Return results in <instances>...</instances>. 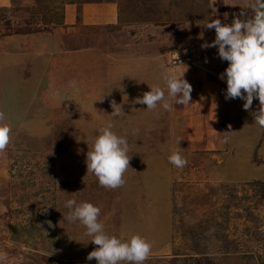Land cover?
<instances>
[{
  "label": "rangeland",
  "instance_id": "rangeland-1",
  "mask_svg": "<svg viewBox=\"0 0 264 264\" xmlns=\"http://www.w3.org/2000/svg\"><path fill=\"white\" fill-rule=\"evenodd\" d=\"M32 1L37 3L26 18L30 11L23 7ZM23 2L0 0V110L7 114L6 123L12 129L11 143L0 153V264H97L95 259L87 260L97 247L92 237L78 220L67 219L70 209L65 203L70 199L98 206V219L109 236L130 239L140 235L149 241L152 250L145 264H206L208 258L214 264H264V164L241 162L248 157L264 158V128L244 110L245 101L226 100L227 82H220V98L208 93L202 103H217L221 129L231 130L232 138L242 141L237 144L240 150L228 147L220 153L207 152L185 143L182 116L194 108L193 103L183 106L174 100L171 111L162 106L148 110L147 105L135 103L151 86L166 88L165 73L179 72L170 62L171 55L136 62L137 70L125 71L116 62L112 77L108 74L102 80L104 71L112 69L100 63L104 56L100 54L107 48L113 50L106 47L105 28L110 26L104 27L102 19L97 20L99 15L92 22L86 18L90 14L79 10L85 2H98L99 13L106 9L110 15L119 14L118 23L134 28L130 31L153 27L169 50L176 46L191 49L193 57L184 73L191 84L194 73L203 71L200 55L214 57L216 71L211 73L215 78L228 67L219 58L218 48H202L216 35L203 25L216 18L231 23L242 9L250 16L247 8L254 0ZM69 4L76 6V13L69 14ZM62 10L67 22L49 24L57 31L31 33L34 38L44 36L36 38L43 46L33 49L36 40L22 34L28 24L43 27L36 15L56 21L55 14L61 16ZM187 13L190 18L184 22ZM68 49L77 53L69 54ZM55 55L62 57L54 60ZM81 55L85 57L82 65L70 64ZM208 87L218 89L213 82ZM194 88L192 102L203 93L199 89L195 95ZM113 100L121 105L118 117L111 115ZM258 103L254 99L252 111ZM238 120L246 121L245 126L239 127ZM108 123L117 135L127 138L132 157L126 183L116 189L100 186L86 165L87 152ZM177 151L187 160L183 168L168 160ZM46 207L50 208L45 213ZM49 220L54 228L46 223Z\"/></svg>",
  "mask_w": 264,
  "mask_h": 264
},
{
  "label": "clouds",
  "instance_id": "clouds-1",
  "mask_svg": "<svg viewBox=\"0 0 264 264\" xmlns=\"http://www.w3.org/2000/svg\"><path fill=\"white\" fill-rule=\"evenodd\" d=\"M248 9L251 10L250 16L242 9L231 23H222L216 18L204 24L207 30L214 29L216 35L211 43L202 44V48H218L219 58L228 62V67L219 77L221 80L226 78L225 99L239 98L245 101L244 110L250 111L254 122L264 128V0H254ZM183 77L184 74L177 77L165 73L163 80L166 88L151 86V90L137 97L135 103L147 105L148 110L162 106L165 111L172 110L171 100L183 106L191 104L193 86ZM254 99L259 101L256 111H252ZM111 107L114 110L111 115L118 117L121 105L113 100ZM7 119V114L0 110V153L6 151L12 139V129L6 123ZM113 127L111 123L106 124L86 154L87 172L94 174L100 186L108 189H116L126 183L124 177L131 168L132 158L128 155L127 138L117 135L112 131ZM221 142L227 143V137ZM168 160L177 168L187 165V160L178 151L173 152ZM65 207L70 209L67 219L70 222L78 220L86 228L87 235L92 237L91 242L97 246L88 254V261L95 259L97 264H145L149 258L152 244L142 236L121 239L105 232L103 223L98 219L101 214L98 206L70 199L66 201ZM48 208H43V211L46 213ZM46 223L51 228L55 227L50 220Z\"/></svg>",
  "mask_w": 264,
  "mask_h": 264
},
{
  "label": "crops",
  "instance_id": "crops-1",
  "mask_svg": "<svg viewBox=\"0 0 264 264\" xmlns=\"http://www.w3.org/2000/svg\"><path fill=\"white\" fill-rule=\"evenodd\" d=\"M24 0H21V3L25 4L23 2ZM33 3L27 2V5H24L23 8L27 9L30 11L29 13H27L26 18H30L31 16V7L32 5H35L37 3V1H32ZM29 3V4H28ZM18 4V3H16ZM97 4H100L97 2ZM95 2H85L79 10H82V12L84 13L85 16H87L86 14H90L88 15V19H90L92 22L95 20V18L99 15V17H97L98 19H102V23L104 24V27L106 26H110L109 28H105L107 29L106 31V35L108 37V43H106V47L109 45V47H112L113 50H107L105 52H102V54L100 55H104V56H100V63H104L106 65V69H110L108 72L105 70L102 76V80L105 79L108 74L110 76V78L112 77V72L114 69V64L119 63L120 65H122V69H124L125 71L129 70V69H136V62H143V61H147V60H154L156 61L157 59H159L162 55H172L174 48H171L169 50L168 44L162 45L163 44V38L160 37L161 34H159L157 32V30L153 27H149V28H142L136 30L135 32H132L130 30H134L129 28V26H123L122 24H119L117 21V15L116 13L113 15H110L107 10L105 9L104 11H102V13H99V9H96V7H98ZM69 14H73L74 11L76 13V6H72L69 4ZM88 8V10H87ZM95 8V9H94ZM25 9L23 10L25 12ZM78 10V8H77ZM35 11V10H34ZM87 11V12H86ZM81 12V13H82ZM36 15V14H35ZM39 16L36 18L39 19V21L44 22L43 19L46 18H42V16L40 15H36ZM34 16H32L33 18ZM46 20H50V19H46ZM67 16L66 13H64L63 15V19L62 22H67ZM26 21V20H25ZM27 22V21H26ZM33 23L37 22V21H31ZM40 22V23H41ZM91 22V23H92ZM76 23V22H75ZM93 24V23H92ZM54 25V24H53ZM29 28L26 29L25 33H22L23 36L26 38H34L32 37L33 33H37L38 31L41 30H47V31H57L59 28H54V27H50L49 24H44L43 27H38L37 26H31L30 24H28ZM119 26H121L123 29L119 28ZM132 27L136 26H141V25H131ZM31 27V28H30ZM135 27V28H136ZM111 28H114L113 30H110ZM34 29V30H33ZM160 29H158L159 31ZM32 33V34H31ZM36 36L34 39L36 40V42H33V49L36 48L37 46L42 47L43 46V41L38 40L36 38H42L44 36H42L41 34H37L34 35ZM114 36H116V40L114 39ZM170 36V35H168ZM19 37V36H18ZM165 38V37H164ZM23 39V40H25ZM23 40L20 41L21 45L24 44ZM19 43V44H20ZM160 45H162V48L160 47ZM103 46V44H102ZM101 46V47H102ZM154 48H159V52L157 53L156 50L157 49H153ZM124 48V49H122ZM119 49H122V51H119ZM69 50V49H68ZM71 52H69V54L73 53L74 51L76 52V50H69ZM77 53V52H76ZM127 55L128 58H121V57H114L115 55ZM106 55V56H105ZM58 56L60 59L62 56L60 55H55L54 56V60L56 59L55 57ZM112 56V57H110ZM78 59V60H77ZM85 60V57L83 58V56L81 55L79 58L74 57V59L72 58L73 62H71V65H76L77 63L82 65V60ZM200 59H202V61H204L203 63V71H196L195 77L197 78V82L195 83V77H193L190 81H191V85L196 84V86H194L193 88L195 89V95H197V91H203V93H199V97L196 98L198 100V104L195 105L194 102H196L197 100H191V103L194 104V108L191 109L190 112H188L186 114V116H182V130H183V141H185V143H189V144H193L196 146H199L200 148H203L205 151L207 152H219L222 150L227 149L228 147L233 148V149H237L240 150L241 146L237 145V144H242V141L237 142L238 140L235 138H232V132H230L229 136H226V133L224 132V129H221V123H220V109L218 110L216 104H211L208 106H205V104L202 106L203 102V98H205V96L208 95V93L214 97L219 95L220 98V82H226V80H221L218 75V78H215L212 76V73L215 69H216V62L214 61V57L212 56H205V55H200ZM124 62V63H123ZM127 63L130 65L127 69ZM103 64V65H104ZM179 69V72H177L176 76L177 77H182L183 74L186 72V69L189 68V66L187 67L186 65H179V66H175ZM191 70V69H189ZM207 71V73L205 72ZM216 71V70H215ZM139 72V71H137ZM193 72V71H192ZM86 74V72H84ZM216 73V72H215ZM217 74V73H216ZM86 76V75H85ZM187 75H184V79H187L186 77ZM194 76V75H193ZM216 76V75H215ZM83 78V77H81ZM108 78L107 81L110 79ZM210 82H213L214 85L218 88L216 89L214 88H209L208 84ZM105 85V84H104ZM199 91V92H200ZM106 98V96H105ZM219 100V99H217ZM216 101V100H215ZM174 100H172L171 103H173ZM257 108L259 107V103L256 104ZM230 118H235L233 116H229ZM238 119V118H236ZM246 121L244 120H238V126L242 127L245 126ZM231 131V130H230ZM262 131V128H261ZM263 134H264V129H263ZM227 137L228 142L227 143H222L221 141ZM260 141V140H259ZM259 147V146H258ZM234 157H230V160H234ZM242 158L236 159L239 160L238 162L240 163ZM257 157L255 156V158L251 157V158H247L243 159L244 165L249 166V163L253 164H264V158H260V160H256ZM257 162H255V161Z\"/></svg>",
  "mask_w": 264,
  "mask_h": 264
},
{
  "label": "built area",
  "instance_id": "built-area-1",
  "mask_svg": "<svg viewBox=\"0 0 264 264\" xmlns=\"http://www.w3.org/2000/svg\"><path fill=\"white\" fill-rule=\"evenodd\" d=\"M192 57L193 55L189 48L176 46L171 55L170 62L175 66L190 65Z\"/></svg>",
  "mask_w": 264,
  "mask_h": 264
},
{
  "label": "trees",
  "instance_id": "trees-1",
  "mask_svg": "<svg viewBox=\"0 0 264 264\" xmlns=\"http://www.w3.org/2000/svg\"><path fill=\"white\" fill-rule=\"evenodd\" d=\"M45 8L47 9L48 7L47 6H45ZM188 9H189V12L192 14V12L194 11V9L189 5V7H188ZM196 11V10H195ZM118 12H119V9H118ZM64 11L62 10V12H61V16L60 15H58V13H56L55 14V16L57 15L58 16V18L56 19V21H52L51 19L50 20H46V19H43V23L44 24H50V23H53L54 25H63V22H62V19H63V15H64ZM190 13H187V15L185 16V18H183V20H184V22H185V19H189L190 17ZM44 13H42V15H43ZM43 17L45 18V15H43ZM120 17V15L119 14H117V21H119V18ZM148 17V16H147ZM177 24H179V23H173V25H177ZM34 30V29H33ZM191 50V49H190ZM206 261V264H214V259H212V258H208V259H206L205 260ZM200 262H202V261H200Z\"/></svg>",
  "mask_w": 264,
  "mask_h": 264
}]
</instances>
